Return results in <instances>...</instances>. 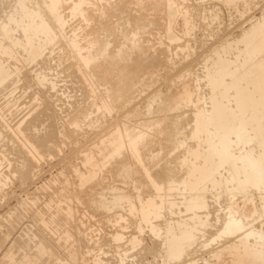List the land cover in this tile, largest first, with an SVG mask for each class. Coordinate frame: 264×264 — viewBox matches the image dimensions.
I'll return each instance as SVG.
<instances>
[{
  "label": "rangeland",
  "instance_id": "1",
  "mask_svg": "<svg viewBox=\"0 0 264 264\" xmlns=\"http://www.w3.org/2000/svg\"><path fill=\"white\" fill-rule=\"evenodd\" d=\"M16 1L17 0H12V4ZM93 1L95 2V0ZM155 1L158 2L159 0H143L141 5L137 3V0H108L107 5L105 4L106 2L97 3L95 6L91 7V12H88L89 15L91 14V18L85 23L80 20L79 17H69V12L67 13L68 9L66 6L69 2H67V0H60V6L62 4L63 5L59 7L61 11V13L60 11L59 13L61 16L63 15L62 17H64V21L66 22L63 27V33L67 34L65 35V38L68 37V39L71 38L75 42L78 41L77 44L82 46L85 43L86 37L90 35L94 36L96 34L103 40L108 38V47H110L108 48L109 53L115 51V49L119 47L124 50L127 56L124 60V64H126V66L132 65L131 63L134 64V61L137 60L138 68L141 67V65L139 66L140 62V64H142L141 68H143L147 64L146 62H148V70H146L147 65L143 69H139L140 80L136 84L135 88H133L134 91L131 89L127 93L125 103L123 102L119 106L113 105L111 108L113 111L110 110L107 113L101 108L99 109L100 111L98 108H95V106L97 107L99 105L100 100H102L103 97V99L106 97L104 96L105 93L103 92V88H101L102 86L96 85L92 88L91 92L85 93L84 89L83 91L80 89L84 87V84L77 77L70 74V70H65V67H67L71 62V58L67 57L69 56V53L66 51L67 49L64 45L61 46V44L64 43L65 38H63L62 41L60 40L56 42V44L54 43L55 46L54 44H51L50 46L53 49L49 45L47 46V49L49 48L50 50L45 53H51L47 55V58H45V61L43 62L39 61L38 63L27 64L22 61H14V63L11 60V65L16 64L15 66H17L18 72L14 75V81L12 80L13 82L0 88V184H2L0 185V264H17L24 255L28 256L30 259L27 264H241V262L242 264H247L246 262L249 264L250 259L245 261L247 258L244 259L245 257H243L241 261L240 257L237 258V256L233 255V252L226 247L227 244L232 242L231 240H235V235L227 236L225 234H221L219 237L216 236L217 232L220 230V225L223 219L222 217H224L226 213L225 206L228 202L227 196L234 195L232 201H235L237 205H240L236 211L237 215L242 210L241 196L239 194L243 193L225 189L221 184L214 187L207 185L205 188L206 192L204 194L205 206H207L205 211L207 215L198 211V215L196 214L197 217L194 218V223L196 222L195 224L198 225V223L202 221H204L205 224L203 227L201 226L202 230H198L193 233L195 235L194 241H192L190 237L192 236L190 232H183L186 227H184L185 229H180L182 226L178 224H182L184 222V217L190 214V212L187 211L186 206L180 203L182 197L181 194L172 191V196L170 193L166 197L167 201L175 199L173 200V202H175V206L173 207L174 210L172 208L171 212H168L161 207V205H159V209L157 208V212L154 217L151 215L147 221H143L140 218V210L146 205L147 201L153 200L158 202L159 200L158 198L156 199L155 192H153L154 189L150 183L151 179L149 174H157L160 168V171H162V167L164 168L167 165L166 162L168 163V161L171 160V156L173 157L174 155L175 160L181 158L182 149L185 146L193 144V140L187 138L185 133L188 131L190 126V124H188V116L191 114L189 113H191V111L195 108L205 106L206 87L202 86L204 81L201 76L203 72L201 71H204V69L202 70L204 65L211 63V61L208 60L209 62H205L203 60L204 56L209 53V50L212 47L226 40V38L230 39L238 35L242 28H246L248 26V20L258 17L262 12H264V0H248L249 2L246 0H168V8L171 10V15L168 17L164 12V0L159 1V4L156 3V6L154 5ZM151 2H153V4L150 5L149 3ZM160 2H162V6ZM173 2H175L176 5ZM45 4L46 6L48 5V0H45ZM177 4L179 8L177 7ZM86 7L87 6H85L84 9L89 8ZM97 8H102V10L99 11ZM181 10L183 12H185V10L188 12H185L186 17L183 27L182 19L180 17L182 15ZM168 22H171L170 25ZM135 25L138 26L136 27ZM166 25L171 27V30L168 31L167 35L172 38L168 39V36L165 35ZM123 28L127 29V31H122ZM136 29H139V32ZM133 30L134 32L137 31V33L135 32L137 34L135 39L137 40L136 42L138 47H135L136 49L134 48V50L133 48L130 50L131 47L128 45L129 42L126 41L127 43L125 44L122 33L130 34ZM103 34L107 36L106 39H104L105 36H103ZM75 36H77V38ZM110 42L112 43L111 46ZM138 44H140V46ZM124 45L129 48H124ZM144 46L147 47L148 52L145 48V52L142 53ZM56 47L59 48L57 49ZM139 47L141 50L137 49ZM129 51H134L136 55ZM156 51L158 55L155 56V54H157ZM162 52H164V54ZM15 53L17 56L18 53ZM127 53H130L132 56L130 55L128 58L129 54L127 55ZM58 55H60V58H58ZM133 56L135 60L133 59ZM150 56L153 57L152 61ZM48 57L51 60H49ZM146 59H148V61ZM62 60L64 62H62ZM107 60H109V58ZM66 61L70 62L67 63ZM158 61L160 64H158ZM154 65L156 68L154 67L152 69L155 71L150 69V66L153 67ZM209 65L210 64H208V67ZM37 71L46 73L50 78L54 77V80L57 81L54 90L47 89V85H35L30 76ZM55 74L57 75L55 76ZM76 79L77 81H75ZM200 79L202 82H200ZM78 83L83 86L80 84L78 85ZM96 91L98 92L97 94L95 93ZM185 92L190 94L191 104L189 102L188 105H186L189 109H187L186 106H182V108L181 106H178V110L175 108V110H177L176 114L173 113L176 111L171 112L174 109H171L170 111L167 110L168 112H158L160 108L166 104L165 102L171 98V96H183ZM42 95L43 97H41ZM165 98H168L167 101ZM28 99L29 101H27ZM158 99L162 101L159 102ZM164 99L165 101H163ZM198 99L200 102H198ZM192 101H194L195 104L194 102L192 103ZM162 102L164 103L162 104ZM90 103H92L91 106ZM149 103L151 106L148 108L147 106ZM199 103L201 104L198 105ZM159 105L161 107H156ZM191 105L195 107L192 108ZM44 107L46 110H49L44 112ZM74 108L75 110L77 108H80L81 110L84 109L82 111L86 117L84 116L82 119L81 114V117L79 118L81 122L79 121V124L76 126H70L67 121L69 120V116L71 117V115L74 114ZM146 108L150 110L148 114ZM39 109H42L43 113ZM155 109L159 110L156 111ZM39 111L40 115L47 112L49 115L47 113L46 115L44 114L43 116L45 117H43L38 114L39 117H37V113H39ZM50 114L53 118H51ZM165 115H167L166 122H168V119L171 120L173 118L172 121L169 120L171 124L169 122L167 124L173 126L174 128L179 126L182 121L187 122H182V126L180 125V127L175 128L177 132L180 133L182 130L183 133L182 131L180 134H177L176 132L174 134L176 138L173 135L174 139L172 136L170 137V140H172V147L170 146V140H167L169 142L166 141V139L169 138H166L165 141L160 139V142H155L157 138H153L156 140L154 141V147L152 145L150 149H153L155 152L152 157L155 158V156H157L156 159H158L159 154V159H155L156 161H153L155 164L152 162H150V164L140 158H130L125 151H123L121 156L115 155V157L112 156V158L105 153V149L101 150L100 154L97 153V148L101 147L102 143L104 144L105 140L108 139L110 134L115 131L116 128L122 129L124 126L127 133L130 135L139 132L140 130H143L142 128H144V130H146L145 132H148V134L150 132L149 135H151L153 131L149 128H153V126L150 124L154 123L159 116L162 118ZM169 115L172 118H170ZM34 116H36L35 119ZM49 116L50 119L48 118ZM180 116L182 118L184 116V120L180 118ZM31 118L34 121V124L31 122L32 120L30 121ZM17 124L20 125L19 128L22 127L21 131L23 128L25 129L22 133L24 134L25 132L26 136L23 134H15L13 130H11V128L14 129ZM25 124L26 126H24ZM5 125L8 128L4 127ZM185 125L188 129L185 128ZM33 129L34 131H32ZM52 129L53 131H51ZM50 132L52 136H50ZM6 135H8V137ZM46 135L48 137L50 136V139L46 137ZM24 136L29 138L33 137V141L35 139H40L39 137H45V140L48 138L47 142H45L46 146L39 149V153L42 155L39 157L35 156L27 151L28 148L25 149L27 146L25 144L26 140ZM178 136L181 138L177 139ZM19 138L22 140L20 141ZM189 142L190 145H188ZM36 143H38L37 140ZM167 143L171 148L170 151L167 150V148L164 149L163 145H166ZM178 143L181 144L179 145ZM23 144H25L24 147ZM48 144L52 149L49 148ZM157 145L162 148L157 150ZM13 146L15 147L13 148ZM47 146L48 148H46ZM201 147V145L198 146V149L201 150ZM165 151L167 152V155ZM28 153L33 156L30 154L28 155ZM83 155L92 156L91 159L95 163H103L101 167L103 169L100 168L96 171L94 178L89 179V181L85 180L80 182L81 178L86 176V168H88V166H86L82 161ZM26 158L29 160L31 159L30 162L32 164L27 162L28 159ZM137 159H139L140 162ZM119 160L123 161V163L120 161V164L122 165L118 164L119 162L117 161ZM158 166L159 168L157 169ZM180 168L177 169L178 173L176 172L177 175H175L176 177L178 176V178L179 176H183L182 174L184 173L183 168H181L182 170H179ZM19 169L24 172L21 173ZM147 172H149V174ZM219 173L221 175H225L226 170L223 169V171H221L219 169ZM1 178L3 180H1ZM83 182L84 184H82ZM245 191H247L246 194H249V192L253 194L254 204L257 208H259L260 203H258L259 200L257 199L255 193L257 190L247 187ZM183 193V197L188 196V192L184 191ZM115 196L116 198H114ZM255 215L253 218L251 217V219H246L247 223L250 224L252 222V226H248L252 229L255 228L254 230L261 229L264 231V229H262L264 228V216L256 218ZM50 217H53V220L55 219L53 221L54 223L52 222V225L50 224L48 226H44L43 223H40L41 218L49 220ZM220 217L221 219H219ZM173 222H177V225H172L173 228L171 229L170 236L174 238L182 233L185 234V237L183 238L185 240L182 241L181 244L183 250L177 257L164 253L163 246L161 244L164 225L166 223L173 224ZM185 222L189 223L188 221ZM150 225L154 227V230L150 229ZM32 236L34 237V240ZM212 237H215V239H212ZM250 241H252V238H250ZM38 244H41L44 247L45 253L41 254L38 259H34L33 255ZM236 258L239 260L238 262H236ZM234 260L235 262H232ZM250 262L251 264H262L261 262L252 263L251 260Z\"/></svg>",
  "mask_w": 264,
  "mask_h": 264
},
{
  "label": "bare ground",
  "instance_id": "2",
  "mask_svg": "<svg viewBox=\"0 0 264 264\" xmlns=\"http://www.w3.org/2000/svg\"><path fill=\"white\" fill-rule=\"evenodd\" d=\"M61 1H63V0H61ZM159 1H161V0H159ZM167 1L168 0H164L163 7H164V12L168 17L171 15V10L168 8L169 2L167 3ZM228 1H231V0H228ZM246 1H248V0H246ZM67 2H69V4H67V5L65 4V5L67 6V9H68L67 13L69 12L68 13L69 17L70 16H72V17L75 16V18L79 17L80 20H82L83 22L86 23L91 18L90 17L91 14L89 15V13H88V12H91V9H92L91 7L95 6L97 3L99 4L102 2L103 3L106 2L105 4L107 5L108 0H95L96 3L93 0L92 1L91 0H67ZM142 2H143V0H137V3L140 5ZM158 2L155 1L154 5L156 6V3H158ZM175 2H173V3L175 4ZM160 3L162 6V2H160ZM149 4L151 5V4H153V2H151ZM109 5H111V4H109ZM140 5H138V6H140ZM241 5H242V3H241ZM61 6H60V0H48L47 6L45 4V0H17L13 4H12V0H0V88L5 87L8 83L13 82L14 81L13 77L16 74V72H18L17 66H15L16 64L11 65L12 64L11 60L13 62L14 61L15 62L22 61V62H25L27 64L38 63L39 61L43 62V61H45V58H47V55H49L51 53V52H49V54L45 53L48 50H50L49 48L47 49V46L48 45L50 46L51 44H54V43L56 44V42H58L60 40L62 41V39L65 38V35H67V34L63 33V30H64L63 27H64L66 22L64 21L65 20L64 17H62L63 15L62 16L60 15L61 11H60L59 7H61ZM85 6H87L89 8L86 7L87 9H84ZM177 7H178V4H177ZM102 8H103V6H102ZM102 8H97V9L99 11H101ZM63 9H65V8H63ZM176 10H177V8H176ZM59 11H60V13H59ZM176 12H178V11H176ZM185 12H187V11L185 10ZM185 12L182 11L181 12L182 15L180 16L182 19V27H183V24L185 23V17H186ZM102 14H103V12H102ZM210 19L213 20L212 18H210ZM248 21H247L248 26L246 28H242L239 31L238 35H236L230 39L226 38V40H224V41L218 43L216 46L212 47L209 50V53L204 56L203 60L205 62L208 60L211 61V63H208L209 61L207 62L208 64H210L209 67H208V64L207 65L205 64L204 67L202 68V70L204 69V71H201V72H203L201 74V76H202V79L204 81V84L202 83L203 84L202 86L206 87L205 106L204 107L200 106L199 108H195L194 110L192 109L193 111H191V113H189L191 115L188 116L189 117V119H188L189 123L188 124H190L189 129L185 125V128L188 129L187 132L185 130V132H186L185 136L187 138H189L190 140H193L194 142L192 141L193 144H191V145L189 142L188 145H190V146H185L182 149V152L180 151L181 156L180 155L179 156L181 158L175 160L174 155H173V157L171 156V158L169 157L171 159L170 161H168L169 165L165 160L167 165L165 164L166 166L164 168L162 167V171H160L161 170V168H160V170L158 172L155 171V172H157V174H154V173L149 174V172H147L150 175L151 180L150 179L149 180H150V183L152 184V187L154 189L153 192H155L156 199L158 198L159 200H158V202H156V201L148 199L149 201H147L146 205L143 206L140 210V218L143 221H147L149 219V216L153 215V217H154V215L157 212V208L159 205H161V207H163L168 212H171V209L175 206V202H173V200H175V199L172 198L173 199L172 201H167L166 197L170 193H171L170 195L172 196V191H175L176 193L181 194L182 197L180 196L181 197L180 203L184 204L187 208V211L190 212L189 215H187V216L185 215L186 217H184V222L182 224H180V223H178V224L180 226H182L180 229H183L184 227H186V229L184 228L185 231H183V232L184 233L190 232L192 234V236H190V237H191L192 241H194L195 235L193 233L195 231L202 230L201 226L203 227L205 224L204 221L198 223V225L195 224L196 222L194 223V220H195L194 218L197 217L196 214L198 211L203 213L204 215H207L206 211H205V208H207V206H205V199H204V194L206 192L205 188L207 185L214 187L216 185L221 184V185H223V188H225V189H230V190H234L235 192H238V193H243V194H239L241 196L240 199H241L242 210L240 213H238L239 215L238 214L236 215V211L240 205H237L235 203V201H232V198L234 195L227 196L228 202L225 206L226 213H225V216L223 215L224 217H222L223 218L222 222L220 221L221 222L220 230H219V232L216 231L217 232L216 236L219 237L221 234H223V235L225 234L227 236L235 235L236 236L235 240H231L232 242L230 244H227V246H226L228 249H230L233 252L232 254L237 256V258L240 257L241 261H242V258L245 257L244 259L247 258V260H245V261H248V259H250L252 261V263L253 262H256V263L261 262L262 264H264V231L259 229V226H258L259 230H254L255 228L252 229L251 227L248 226V225H251L252 222L249 224L246 221V219H248V218H250V219H251V217L253 218L255 214H256L255 215L256 218H258V217L261 218V216H264V215H262V214H264V12H262L258 17H255V18L248 20ZM170 23H169V25H170ZM188 26H190V25H188ZM186 29H188V28H186ZM124 30L127 31V29L123 28L122 31H124ZM134 30L131 31L130 34L129 33L128 34L122 33L123 38L125 40V44L127 43L126 41L129 42L128 45H129V47H131L130 50H132V48L134 50L135 47H138L137 42H136L137 40L135 39V37L137 35L136 34L137 31L139 32V29L138 30L136 29L137 30V31H135L136 33L134 32ZM170 30H171V27L167 26L165 28V35H167L168 31H170ZM113 31H114V29H113ZM196 31H197V29H196ZM106 32H108V31H106ZM115 35H114V38H115ZM103 36H105V35L103 34ZM75 37L77 38V36H75ZM106 37L107 36H105V38L104 37L103 38L106 39ZM169 38H172V37L168 36V39ZM73 39H75V38H73ZM64 40L65 41L63 44H61V46L62 45L65 46V48L67 50L66 49H64V50H66L69 53V56H67V57L71 58V62L69 61L70 63L68 61H66L69 64L67 67H65V70L66 69L70 70L69 73L72 74L73 76L77 77L84 84V87L80 88V89H82V91L84 89L85 93H89L92 91V88L95 87L96 85L102 86L101 88H103V92L105 93L104 96H106L105 99H103L104 98L103 97L102 100H100V103L97 107L95 105H93V106H95V108H98V110L101 108L104 110V112L108 113L111 110L113 105L119 106L123 102L125 103V100H126L125 97H126L127 93L131 89L135 88L136 84L140 80L139 69L142 67V64H140L141 62L139 63V66L141 65L140 68H138V61L137 60L134 61V64L131 63L132 65L129 64L130 66H126V64H124V60L127 58V56H126V53L124 52V50H122V48L119 47V48L115 49V51H112L111 53H109L108 48H110V47H108V41H109L108 38L106 40H103V39L99 38L96 34L94 36L90 35V36L86 37L85 43L82 46L81 45L79 46L77 44L78 41L75 42L71 38L68 39V37H67ZM55 44H54V46H55ZM111 44L112 43L110 42V46H111ZM117 44H120V43H117ZM142 44H144V43H142ZM138 45L140 46V44H138ZM123 47L124 48L126 47V49H127L128 46L124 45ZM145 48H146V51L148 52V49L146 46H144L143 52L142 51H140V52L144 53ZM62 49H63V47H62ZM137 49L141 50L140 47ZM159 50H161V49H159ZM66 51H64V52H66ZM157 51H156V53H157ZM15 52L18 53L17 56L15 55L16 54ZM129 52H131V51H129ZM131 53H134V51H132ZM162 53L164 54V52H162ZM128 54H129V56H128V58H129L131 54L127 53V55ZM146 54H145V56H146ZM154 54H153V56H154ZM160 54H161V51H160ZM156 55H158V53L155 54V56ZM142 56L144 57L143 54H142ZM148 56H149V54H148ZM157 57H159V56H157ZM157 57H156V59H157ZM58 58H60V55H58ZM108 58H109V60H107ZM150 58L152 61L153 57L150 56ZM133 59H134V56H133ZM49 60H51V59L49 58ZM146 60L148 61V59H146ZM154 61H155V59H154ZM62 62H64V61L62 60ZM66 62H65V65H66ZM156 62H154V63H156ZM146 63L148 64V62H146ZM158 64H160L159 61H158ZM41 65H42V63H41ZM23 67H22V69H23ZM146 67H147L146 70H148V65ZM150 67H151L150 68L151 70H154L152 68H154L155 65L153 67L152 66H150ZM60 68H61V66H60ZM143 68H141V69H143ZM144 71H145V69H144ZM141 72H142V70H141ZM55 73H57V72H55ZM56 75L57 74H55V76ZM30 77H31V80L35 83V85H40V86L47 85V89H50V90L55 89L57 81L54 80V77L53 78L48 77V75L46 73H43L41 71H37V72H34ZM75 81H77V79ZM200 82H202V80ZM79 84L80 83H78V85ZM12 85H14V84H12ZM80 85H82V84H80ZM8 87H10V86H8ZM6 89H7V87H6ZM76 89H78V88H76ZM187 90H189V89H187ZM133 91H134V89H133ZM133 91H132V93H133ZM188 92H190V91H188ZM95 93L97 94L98 92L96 91ZM132 93H131V95H132ZM46 94H47V92H46ZM96 94H94V95H96ZM103 94H102V96H103ZM84 96H85V94H84ZM99 96H101V95H99ZM194 96H195V94H194ZM41 97H43V95ZM43 99H45V98H43ZM165 99L163 101H165ZM167 99H166V101H167ZM203 99H204V97H203ZM191 100H192V98H191ZM27 101H29V99ZM160 101H162V100H159V102ZM189 102H190V94L185 92L183 96H181V95H176L174 97L171 96V98L168 99L167 102H165L166 104L162 108H160V110L159 109H157V110L155 109V110L156 111L159 110L158 112L160 113L161 111L165 112L167 110L170 111L171 109H174L171 112L176 111V112H173L176 114L177 110H178L177 109L178 106H181V108H182V106L185 107L186 105H188ZM193 102L194 101H192V103ZM198 102H200L199 99H198ZM163 103L164 102H162V104ZM162 104H161V106H162ZM190 104H191V102H190ZM194 104H195V102H194ZM200 104L201 103H199L198 105H200ZM91 105H92V103H90V106ZM124 105H122V106H124ZM149 106H151L150 103L148 104L147 107L149 108ZM161 106L159 105L156 107H161ZM194 107L192 106V108H194ZM175 108L177 110H175ZM186 108H187V106H186ZM44 109H45V107L43 108V111H44ZM187 109H189V108H187ZM47 110H49V109H47ZM47 110L45 109L44 112H46ZM82 110H84V109H82ZM82 110L80 108H77L75 110V108H74V114L71 115V117L69 116V118H68L69 120L67 121V123L70 124V126L71 125L76 126L79 124V121H80L79 118L81 117V114H82V119L84 118L85 115L83 114ZM190 110H191V108H190ZM40 111L43 113L42 109ZM40 111H39V113H37V117H39ZM111 111H113V109ZM149 111L150 110L147 109V114L149 113ZM37 112H38V110H37ZM187 112H186V114H187ZM47 113H44V114L46 115ZM131 114H133V113H131ZM153 114H155V113H153ZM163 114H166V113H163ZM43 115H40V116H43ZM48 115H49V113H48ZM178 115H180V114H178ZM187 115H186V117H187ZM105 116H106V114H105ZM166 116L167 115H165L162 118H160V116H159V118L157 120L155 119L156 121L155 122L153 121L154 123L150 124L153 126V128L147 127L153 131V133L151 135H149L150 132H149V134H148V132H145L146 130H144V128H142V127H140V128H142L144 131L140 130L139 132H136V133H133L132 131H130L133 133L131 135L127 133V130L124 128V126L122 127V129L119 128L120 130L116 128L115 131H113L110 134L108 139L105 140L104 144L102 143L103 141L101 142L102 146L99 145L101 147L97 148L98 149L97 153L100 154L101 150L105 149L106 150L105 153L110 158H112V156L115 157V155L121 156L123 154V151H125L127 153V155L130 156V158L131 157L140 158V159L144 160L145 162L154 163L153 161L157 158V156H155V158L152 157V156H154L155 152L153 149L150 150L151 146L153 145V147H154V143L158 142L160 139L165 141L166 138H169V139H166V141L170 140L171 139L170 137L172 136V138H173V135L177 132L175 130V128L180 127V125L182 126V122L183 123L187 122V121L186 122L182 121V122H180L179 126H177L175 124L177 127L174 128L173 126L167 124L170 119H168V122H166ZM35 117L36 116H34V119H35ZM43 117H45V116H43ZM169 117L172 118L170 115H169ZM32 118H33V116H32ZM32 118L30 119V121L32 120L31 122L34 124V121ZM41 118H39V119H41ZM48 118L50 119V116ZM51 118H53L52 115H51ZM180 118H182V117L180 116ZM183 118H185V117L183 116ZM43 120H45V119H43ZM172 120H173V118L170 121H172ZM176 121H178V120H176ZM138 124H136V125H138ZM172 124H173V122H172ZM86 125H88V124H86ZM140 125H141V123H140ZM19 126L20 125L17 124L14 127V129L11 128L10 126L9 127L11 128V130H13V132L15 134H19V135L21 134L22 135L23 134L22 131L23 130L25 131V129L23 128V130L21 131L22 127L19 128ZM24 126H26V124ZM29 126H31V125H29ZM36 126H38V125H36ZM4 127L8 128L6 125ZM183 127H184V125H183ZM2 128H3V126H2ZM132 128H133V126H132ZM30 129H31V127H30ZM74 129H72V130H74ZM127 129H128V127H127ZM138 129H139V127H138ZM179 129H181V128H179ZM7 131H8V129H7ZM32 131H34V129ZM51 131H53V129ZM147 131H149V130H147ZM181 131H180V133H181ZM178 133L179 132H177V134ZM182 133H183V131H182ZM50 134H51V132H50ZM0 135H1V133H0ZM23 135H25V132ZM43 135H45V134H43ZM6 136L8 137V135H6ZM50 136H52V134ZM46 137H48V136L46 135ZM32 138L25 137V140H26L25 144L27 146V147H25V149L28 148L27 151H29L33 155L39 157L40 155H42L39 153L40 152L39 149L40 148L42 149L43 146L44 147L46 146L45 142H47L48 138L45 140V137L44 138L39 137L40 139H35L34 141L32 140ZM35 138H37V137H35ZM153 138H157V140L155 139L156 140L155 141ZM175 138H176V136H175ZM179 138H181V137L178 136L177 139H179ZM177 139H176V141H177ZM184 139H182V140H184ZM21 140L22 139H20V141ZM36 140L38 141V143H36ZM171 141L172 140H170V146L172 147ZM167 142H169V141H167ZM25 144H23V147ZM156 144H159V143H156ZM175 145H176V143H175ZM179 145H177V146H179ZM200 145L202 146L201 150L198 149V146H200ZM48 146H49V144H48ZM48 146L46 148H48ZM158 146L159 145H157V147ZM163 146H164V149L167 148V150H169V151L171 150L168 143L166 145H163ZM14 147L15 146H13V148ZM21 147H22V145H21ZM50 147L51 146H49V148ZM161 148L162 147L160 146V147H158L157 150H159ZM50 149H52V148H50ZM24 151H26V150H24ZM173 151H175V150H173ZM30 153H28V155ZM168 154H169V152H168ZM33 155H31V156H33ZM166 155H167V152H166ZM94 156H95V154H94ZM129 156H128V158H129ZM91 157L88 155H85V156L83 155L82 161L86 166H88V168H86V171H87L86 176L82 177L80 182L85 181V180L89 181V179L94 178L96 171H98L103 165V163H101V162L100 163L93 162ZM28 158H26V159H28ZM106 158H104V159H106ZM175 158H177V157H175ZM158 159H159V154H158ZM158 159H156V160H158ZM30 160L28 159L27 162H30ZM137 160L139 161V159H137ZM120 161H121V163H123L122 160H119L117 162H119L118 163L119 165H122V164H120ZM25 162H26V160H25ZM97 162H99V161H97ZM141 162H143V161H141ZM83 163H82V165L84 166ZM30 164H32V163L30 162ZM127 165H128V163H127ZM127 165H126V167H127ZM163 165H164V162H163ZM180 167L183 168L184 173L182 174L183 176H181V177L179 176V178H178V176L176 177L175 175H177V173H178L177 169ZM158 168H159V166L157 167V169ZM181 168L179 170H182ZM101 169H103V168H101ZM219 169L221 171H223V169L226 170L225 175H221L219 173ZM19 170L21 173L24 172L21 169H19ZM147 170H148V168H147ZM153 171H154V169H153ZM222 174H224V173H222ZM4 179H6V178H4ZM1 180H3V179L1 178ZM82 184H84V182ZM0 185H2V184H0ZM247 187L252 188L253 190L254 189L257 190V192H255V193H256L257 199L259 200L258 203H260L259 208H257L254 204L255 202L253 200V194L250 192H249V194H246V192L248 191V190L245 191L247 189ZM0 188H1V186H0ZM209 190H211V189H209ZM184 191L188 192V196L185 194L187 197H183ZM114 198H116V196ZM58 202H60V201H58ZM249 205H250V207H249ZM165 210H164V212H165ZM173 210H174V208H173ZM173 210H172V213H173ZM50 211H51V209H50ZM222 214H224V213H222ZM198 218H200V217H198ZM219 219H221V217ZM259 219H256V220H259ZM54 220H53V217H50L49 220L41 218L40 223H43L44 226H48L50 224L52 225V222ZM170 220H171V218H170ZM185 221H188L189 223H186ZM172 225L173 226L177 225V222H173V224H171V223L167 224L166 223L164 225V228H163L164 231H163V235H162L161 244L163 246V252L164 253L172 255L173 257H177L180 254V252L183 250L181 244H182V241L185 240V239H183L185 237V234L182 233L181 235L175 236L174 238H172L170 236L171 229L173 228ZM150 229L154 230V227L150 225ZM256 229H257V227H256ZM262 229H264V228H262ZM250 238H252V241H250ZM212 239H215V237L214 238L212 237ZM33 240H34V237H33ZM224 252H226V251H224ZM43 253H45L44 247L41 244H38L36 246V251L33 255V258L38 259V257ZM237 258L235 259V260H237L236 262L239 261ZM235 260L232 262H235ZM250 260H249V264H251ZM28 261H30L29 257L24 255L21 258L20 262H18V263L19 264L20 263L21 264H27ZM246 263L248 264V262H246ZM53 264H60V263H53ZM241 264H242V262H241Z\"/></svg>",
  "mask_w": 264,
  "mask_h": 264
}]
</instances>
